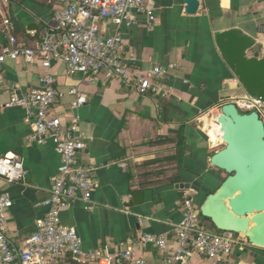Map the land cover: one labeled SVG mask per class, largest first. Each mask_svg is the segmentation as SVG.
Returning a JSON list of instances; mask_svg holds the SVG:
<instances>
[{
    "label": "crops",
    "instance_id": "obj_1",
    "mask_svg": "<svg viewBox=\"0 0 264 264\" xmlns=\"http://www.w3.org/2000/svg\"><path fill=\"white\" fill-rule=\"evenodd\" d=\"M145 1L155 8L157 20L152 28L140 24L126 29L125 50L135 54V63L143 70L161 63L178 64L163 80L166 95L140 93L121 79L104 74L69 75L62 62H54L52 72L60 91L55 113L68 125L77 115L78 132L87 138L79 160L97 165L114 162L95 172L94 207L89 209L83 200L76 199L61 210L62 222L77 230L87 249L115 252L132 247L135 256H145L148 264H156L172 252V247L167 251L144 249L140 234L167 233L173 244V225L183 217L184 199L191 197L200 206L203 196L219 187L224 172L210 162L223 144L214 140L215 128L220 126L218 111L225 102L247 95L220 53L216 35L239 29L256 40L249 54L264 57V0H199L195 14L186 12L184 0ZM56 3L0 0V44L5 41L3 20L10 18L15 34L36 47L43 30L55 24ZM43 71L38 63L8 59L0 100L7 101L15 90L21 93L36 86ZM72 87L87 97L80 108L72 106ZM181 127L189 154L179 171L178 163L167 158L176 153V131ZM30 132L26 108L0 112V156L19 155L27 172L21 182L0 178V190L9 192L13 199L7 235L14 244H22L46 215L48 207L43 201L62 162L52 140L30 142ZM173 177L178 178L170 180ZM138 192L143 193V200L136 202ZM59 264L79 263L65 259ZM192 264H264V248L248 242L218 263L196 254Z\"/></svg>",
    "mask_w": 264,
    "mask_h": 264
},
{
    "label": "built area",
    "instance_id": "obj_2",
    "mask_svg": "<svg viewBox=\"0 0 264 264\" xmlns=\"http://www.w3.org/2000/svg\"><path fill=\"white\" fill-rule=\"evenodd\" d=\"M55 24L46 27L36 47H31L15 34L10 18L2 23L5 41L0 44V83L8 59L23 58L29 64H40L44 71L39 83L19 93L14 91L4 108L23 107L29 114V141L45 144L54 142L62 156L58 174L52 179L49 195L43 203L46 215L22 244H14L7 235L8 214L13 206L9 192L0 190V264H59L71 258L79 264H148L145 256H135L133 248L111 252L109 249L85 248L77 230L62 222L61 210L72 201L81 199L86 207H94L92 194L97 186L95 172L104 164L83 163L79 154L87 146L86 136L77 129L78 116L72 125L66 124L54 111L60 91L52 72L54 62L64 63L67 73H82L92 77L104 74L119 78L140 93L164 94L163 80L175 69L176 63L157 64L143 70L135 63V54H127L125 30L143 24L152 28L157 20L154 7L145 0H56ZM73 108L87 103V97L72 87ZM242 111L256 110L264 118V104L260 99L244 95L235 101ZM124 166V164H121ZM27 172L21 157L15 153L0 156V178L16 183ZM174 243L167 233H143L139 243L144 249L154 247L172 252L156 264H192L196 254L218 263L248 243L245 235L232 231L211 230L201 218L194 199L183 201V217L173 225Z\"/></svg>",
    "mask_w": 264,
    "mask_h": 264
},
{
    "label": "water",
    "instance_id": "obj_3",
    "mask_svg": "<svg viewBox=\"0 0 264 264\" xmlns=\"http://www.w3.org/2000/svg\"><path fill=\"white\" fill-rule=\"evenodd\" d=\"M186 12L195 14L199 0H184ZM216 43L245 92L264 104V57L252 56L256 40L239 29L216 35ZM223 146L210 158L226 173L219 187L199 206L201 216L218 230L245 235L248 242L264 248V118L256 110L242 111L225 102L218 111ZM143 200V193L135 201Z\"/></svg>",
    "mask_w": 264,
    "mask_h": 264
},
{
    "label": "trees",
    "instance_id": "obj_4",
    "mask_svg": "<svg viewBox=\"0 0 264 264\" xmlns=\"http://www.w3.org/2000/svg\"><path fill=\"white\" fill-rule=\"evenodd\" d=\"M176 133H177V136H178L176 153L174 155H172V156H169V158H167V159L170 161V163L172 161H175L176 163H178V169H179V171H181V169H182L181 166H182L183 159L189 153H188V151L186 149V146H185V140L186 139H185V136H184L183 128L181 127L179 130L176 131ZM169 138L170 137H166L165 140H169ZM177 178L178 177H173L170 180L175 181ZM202 217L203 216H201V218ZM205 219H208V218H205ZM209 223H210L209 225H213L211 222H209ZM67 259L72 260L71 258H67Z\"/></svg>",
    "mask_w": 264,
    "mask_h": 264
},
{
    "label": "rangeland",
    "instance_id": "obj_5",
    "mask_svg": "<svg viewBox=\"0 0 264 264\" xmlns=\"http://www.w3.org/2000/svg\"><path fill=\"white\" fill-rule=\"evenodd\" d=\"M220 109H221V108H220ZM220 109H219V111H220ZM215 113H216V112H215ZM213 115H214V113H211V114H210V117H213ZM217 125H218V123H217ZM215 129H216V131L220 130V126L217 127V128H215ZM222 146H223V145H220L219 147H217V149H220ZM224 177H226V173H225V172L222 173V176H221V182L223 181ZM204 198H205V196H203V198H202V200H201L200 202H202ZM202 220L206 223V225H209V224H210V223H209V222H210L209 219H205V217H202Z\"/></svg>",
    "mask_w": 264,
    "mask_h": 264
},
{
    "label": "bare ground",
    "instance_id": "obj_6",
    "mask_svg": "<svg viewBox=\"0 0 264 264\" xmlns=\"http://www.w3.org/2000/svg\"><path fill=\"white\" fill-rule=\"evenodd\" d=\"M219 124V123H218ZM220 125V124H219ZM214 140L215 142L217 143H221L223 142V139H222V131H221V127H220V130H218L214 136Z\"/></svg>",
    "mask_w": 264,
    "mask_h": 264
}]
</instances>
